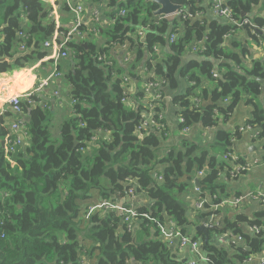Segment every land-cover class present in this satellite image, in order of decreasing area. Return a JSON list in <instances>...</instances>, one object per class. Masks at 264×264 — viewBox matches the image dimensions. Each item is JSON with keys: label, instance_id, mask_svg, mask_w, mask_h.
I'll return each mask as SVG.
<instances>
[{"label": "trees", "instance_id": "trees-1", "mask_svg": "<svg viewBox=\"0 0 264 264\" xmlns=\"http://www.w3.org/2000/svg\"><path fill=\"white\" fill-rule=\"evenodd\" d=\"M90 1L107 3L112 24L104 30V46L96 43L95 33L88 32L85 41H72L65 47L68 56L58 65L65 87L59 88L73 105L60 127V138L52 134L50 104L43 108L23 102L28 137L9 159L2 143L15 116L10 106L0 116V264H82L84 259L94 264H188L190 257L164 241L156 222L140 219L129 230L116 211L98 209L88 215L100 199L126 197L130 179L135 181L136 192L147 197L139 213H148L161 224L173 219L182 234L201 241V250L210 260L203 264H244L250 256L262 255L264 204L251 215L249 210H228L223 201L231 194L220 174L226 171L230 179L236 166L248 163L241 155L237 161L229 155H237L234 140L241 139V132L233 134L222 126L242 103L253 107L246 125L258 130L253 142L262 144L264 159V58L252 59L248 66L246 60L252 57L248 49L238 42L233 44L236 50L225 45L226 37L238 29L259 42L253 27L264 30V0H227L235 19H249L253 24L243 28L207 17V11L202 18L158 22L154 15L158 6L145 0ZM172 1L193 16L204 10L203 0ZM57 6L60 15L72 13L67 0H57ZM121 10L125 16H120ZM52 12L45 0H0V58L8 60L0 63V74L30 69L47 57L44 43L56 32H67L63 24L69 22L62 19L58 27ZM140 29L143 39L137 34ZM20 32L27 38H21ZM173 34L177 40L171 44ZM200 40H205V51L188 57L189 46ZM22 43L23 52L19 50ZM123 44L134 51L128 64L123 56L121 60L112 56ZM104 54L111 65L99 60ZM126 76L137 84L164 79L163 96L167 89H178L181 79L189 83L172 102L184 120L179 130H196L192 138L181 134V149L164 144L169 141L167 127L137 132L150 112V102L141 89L123 103ZM202 78L207 80L204 86ZM208 128H214V134L205 145L197 130ZM95 136L98 140L92 143ZM219 156L227 157L219 161ZM199 171H208L200 179V196L212 202L195 212L199 196L195 194L192 204L186 199L194 195L189 189L193 190ZM213 204L222 206L212 210ZM213 215L222 218L221 227L210 230L206 242L196 227L209 223ZM253 226L261 228L260 233L250 232ZM214 232L240 235L247 247L214 244Z\"/></svg>", "mask_w": 264, "mask_h": 264}, {"label": "built area", "instance_id": "built-area-1", "mask_svg": "<svg viewBox=\"0 0 264 264\" xmlns=\"http://www.w3.org/2000/svg\"><path fill=\"white\" fill-rule=\"evenodd\" d=\"M75 0H67V3L70 7V10L75 14V21L74 25L71 30H68L67 32H56L51 40H48L44 43V47L54 48L57 50V53L54 54L52 59L54 60V72L49 75L48 78H46L44 81L39 83L33 90L30 92H27L25 94L20 95H13L10 97L8 101V105L10 106L11 111L13 112L15 116V120L10 123L9 131L10 134L6 136L5 138V152L7 157L10 159L12 154H15L18 149L24 146L26 143L28 134L26 131V126L23 116V110H22V103L27 102V104L31 106H41L43 108L47 107V103L45 104V100L40 98V94L43 93L46 89L49 88L52 80H59L62 78V73L58 70V65L61 59H64L68 56V53L65 51V47L69 42L72 41H80L83 42L86 40V36L88 32L96 33L97 27L96 25L100 22V18L102 16V13L100 10L96 9L92 11L91 13V21L95 26L89 27L88 24H86L82 18V15L84 13V7L81 4H75ZM227 0H212L211 3V10L213 13L219 17L222 18L232 25L236 26L237 28H243L246 25H252L249 19L244 20H237L233 16V12L231 8L226 5ZM52 16H54L53 13H51ZM126 11L121 10L120 16H125ZM194 17H200L202 18V15L200 12H198L195 16H193L192 13H190L187 10L181 9L179 10L175 15L169 16V17H159L158 22L163 19L167 20H173L178 19L183 20L186 18H194ZM81 27L85 28V31L81 30ZM255 28V27H253ZM263 30V29H262ZM235 31H233L230 35H233ZM253 33H256L255 30H253ZM138 36L143 39L144 38V31L140 29V31L137 33ZM20 37L23 39L27 38V35L24 32H20ZM229 35V36H230ZM228 37V36H227ZM177 40V35L173 34L170 37V43L173 44ZM190 51L193 53H199L203 52L206 49L205 46V40H200L197 42L192 43L189 46ZM20 51H25L26 46L24 43H22L19 46ZM155 53L160 54V49L158 47L154 48ZM122 53L123 60L125 64H128L134 55V51L129 48V46L126 44L117 46L112 51V56H116L119 53ZM100 61H106L108 64L111 65L112 61L107 55H102L99 58ZM218 74H214V77L217 78ZM124 86L125 88V97L123 98V103L129 102V97L134 93V87L133 82L130 81V79L126 76L124 77ZM166 85V81L164 79H154L149 80L143 83L142 91L145 93V96L147 99H149V110L150 112L143 118L140 125L137 127V132L142 133L145 130H148L150 128H157L159 130H163L166 127V124L164 123V115L161 112H157L156 109L159 107V103L164 100V96L162 93V87ZM53 96L56 98H60L61 92L60 90H55L53 92ZM196 103H198V100H195ZM228 102V101H226ZM7 111L2 110L0 112V116L5 114ZM184 120L180 117V124H182ZM241 133L245 132H251L250 139L253 141L254 139H257L259 132L253 128H251L249 125L241 126L238 129ZM191 128L185 127L182 129L181 133L183 135H188L191 133ZM205 136L210 137V133L214 131V128H208L206 130H203ZM98 140V137L95 136L92 139V143H95ZM230 157L233 161L238 160V156L234 153H229ZM227 156H225L226 158ZM261 161L259 159H254L252 161H249L247 164L238 165L235 167V169L231 172L230 179L237 180L240 176L248 172L253 167L260 165ZM224 172L220 175L222 176V179L225 181H229L227 177H224ZM205 175V172L199 171L198 176L196 180H200L201 177ZM156 177L161 180V176ZM196 180L193 181V191L194 193L199 196L197 200L194 201V209L196 211L204 210V207L206 204L211 203L210 198L208 197H202L200 196L201 191L198 186H196ZM131 183V188L128 190L126 197L120 198L117 201H110V200H101L99 204L96 206H93L90 208L88 215L92 214L98 209L102 210H112L116 211L119 216L123 217L124 223L127 225L129 230H133L135 227V224L141 219L151 220L152 222H156L158 224V227L160 229V233L164 241L172 247H177L179 250H183L186 248H189L191 250V253L194 256V259L190 260L188 264H203L210 262L209 258H207L202 250H201V241L198 239H195L192 235H185L182 234L179 227L177 226V223L173 219H169L166 224L158 223L157 220H154L150 217L148 213H139L138 208L140 204L142 203V194H138L136 192L135 187V181L129 180ZM250 201H258L264 204V190L262 187L258 188L255 191H250L245 194L240 195H234L232 198H225L223 201V205H229L232 208L240 209L242 206H244L246 203ZM147 203V199H145V202ZM222 205H212L211 209L216 210L218 208H221ZM206 226L209 225H215L217 227H221V222L219 221L218 216H211L209 223L204 224ZM250 232L252 233H260L261 228H258L256 226L249 227ZM219 245L229 247H239V246H246L244 243V238L240 235L232 236L229 234H224L223 236H220L218 238ZM244 247V249H246ZM258 259L257 264H264V253L261 256L258 255H252L250 256L244 264H252L255 260ZM130 264V263H128ZM134 264V263H133Z\"/></svg>", "mask_w": 264, "mask_h": 264}, {"label": "crops", "instance_id": "crops-1", "mask_svg": "<svg viewBox=\"0 0 264 264\" xmlns=\"http://www.w3.org/2000/svg\"><path fill=\"white\" fill-rule=\"evenodd\" d=\"M45 1L48 2L49 4H51L53 7L52 13L54 14V18L56 20L57 26L58 27L61 26V20L62 19H67L69 22L65 25L63 24V26L66 27L67 31L71 30L73 25H74L75 14L72 12L70 14L60 15L58 8H57L58 7L57 6V0H45ZM74 3L75 4H84L86 6V8L88 7L87 8L88 11H85V9H84V13L82 15V18H83L84 22L86 24H88L89 27L95 26V24H93L91 21V13H92V11H94L96 9L100 10V8L97 7V4H103V6L107 5L106 2L94 3L90 0H75ZM211 3H212V0H203L202 3L200 4V6L204 9V10L200 11L202 17L205 16V13L207 11V14H206L207 17L219 18L211 10ZM107 7H108V5H107ZM223 21H225V20H223ZM111 24H112L111 20L109 23L108 20L105 18L104 14L102 13V16L100 18V22L97 24L100 26L97 27V25H96L97 29H99V30H97V32H99V33H97V35L99 37L97 38V36H95V40L99 46H104L106 44L107 39L105 36H103V33H104V30L108 29L109 28L108 26ZM225 41H226L225 45L230 50H236L235 49L236 46H233V44L237 43V42L244 49L249 50V52L252 54V57H248L246 60V64L248 66L251 65L252 59L262 60L264 58V37H262L260 35H259V42L256 43L250 39L248 32L246 30L238 29L237 31H235V33L233 35L226 37ZM45 49L48 52L47 57L38 61L30 69L14 70V71H9V72H5V73L0 74V112L2 110H6V111L8 110L7 109L9 107L8 101H9L10 97H12L13 95H20V94H25L27 92H30L39 83L44 81L46 78L49 77L50 74H52L54 72V60L52 59V57L54 56V54L57 53V50H55L54 48L53 49L52 48H49V49L45 48ZM189 55L191 57H193L195 55V53H193L191 51V54H188V57H189ZM121 57H122L121 52L116 55L117 60H121ZM141 75H142V77L146 76V74H144V72ZM206 83L207 82L205 81V83H203V86L206 85ZM141 84H142V82H140L139 84L133 82L132 86L135 89H134V93L132 95H135L138 90H141ZM188 86H189V83L186 80L181 79L179 81V88L178 89H176V90H170V89L165 90L164 100L159 105V107L161 109L160 111L164 115L166 127L170 130H173V132L174 131L177 132V134H179V135H181V132L179 130L180 116L177 114V109H178L177 106L174 105L172 102H173L174 96L176 94L184 93L186 91V89L188 88ZM59 87L60 88L65 87V83L63 82L62 78H60L57 81L52 80L49 88L40 94V98L45 100V104L47 103V106H49V104H50L52 112L54 111V113H55V115L54 114H53V116L51 115L53 122L56 120L61 122L60 120L63 118V115L65 112L68 113L67 115H70L71 107L73 105V103L69 100V98L67 96H65L64 98H62L61 96H60V98H56L53 96V92L55 90H60ZM52 90H54V91H52ZM64 90H66V89H64ZM249 97L250 96H246L245 98L247 99ZM37 106H39V105H37ZM252 112H253V107L251 105H246L245 103H242L238 107L235 114L232 115L231 119L227 123L222 124V126L234 134L235 131H237L241 126L246 125L248 120L252 119ZM59 114H60V117H58ZM254 132H258V130L254 131ZM192 133L193 134L196 133V130L195 131L192 130ZM197 133L204 134V131H202V129H199V130H197ZM213 134L214 133L212 132L210 134V137H212ZM241 134H242L241 139H235L234 140V143H235L234 149H235L237 156L241 155L248 162L252 161L254 159H259V157H257L256 154H262L263 153L262 152L263 151L262 150V144L259 142L251 141V139H250L251 132H245V133H241ZM179 138L180 137H176V138L171 137V139H170V136H169V141L166 144V146L171 147L174 144L178 143V141H180ZM4 142H5V139L2 143V146L5 145ZM258 144H260V145L258 147H256L255 150L250 151L251 147L257 146ZM249 154H253L254 156L252 158H250ZM257 166H259V165H257ZM257 166H255V167H257ZM248 172L245 173V174H247L246 176H244L245 174H243L242 176H244V177L240 176L237 180L229 179V181H235L236 183H242V187H243L238 192L232 193V191H231V193H230L231 195L245 194V193L250 192V191H255L260 187H262L264 190V183L259 182V181H262L261 171L257 170L256 172H253V173H248ZM251 182H256V185H250ZM189 197L192 200L191 196H189ZM146 198L147 197L145 196V194H142V197H141V199L143 200L142 202H145ZM225 198H227V197H225ZM100 201H101V199H100ZM260 204H263V203L258 202V201H250V202L246 203L244 206H242L240 209L232 208L227 204L225 206H227L228 208H232L234 211H236V210L237 211L249 210L250 215H251L255 210L260 209V206H261ZM135 226H136V224H135ZM220 236H223V235L220 234ZM216 242H217L216 244L218 245L219 244L218 240ZM180 254L183 256H186V257H190V260L194 259V256L191 253V250L189 248L180 250ZM258 256H261V255H258ZM83 261L84 262H82V264H94V262L90 261L89 259H84ZM129 263L133 264V262H129ZM257 263H258V259L255 260L252 264H257Z\"/></svg>", "mask_w": 264, "mask_h": 264}, {"label": "rangeland", "instance_id": "rangeland-1", "mask_svg": "<svg viewBox=\"0 0 264 264\" xmlns=\"http://www.w3.org/2000/svg\"><path fill=\"white\" fill-rule=\"evenodd\" d=\"M83 7H84V9H85V11H88V7L86 8V6L84 5V4H81ZM97 7L98 8H100V10H101V12L104 14V16H105V18L108 20V22L110 23V13H111V11H110V9L107 7V5H105V6H103V4H97ZM98 26H100V25H97V27ZM108 27H110V25L108 26ZM107 27V28H108ZM96 30H99V29H96ZM140 30H138V32H139ZM137 32V33H138ZM97 33H99V32H96L95 33V35H94V38H95V36H97V38L99 37L98 35H97ZM133 37H136V36H133ZM197 72V71H196ZM202 81H203V83H205V81H207L205 78H202ZM143 88V83L141 84V89ZM202 87H199L198 88V90H200ZM52 91H54V90H52ZM66 96V94H61V97L62 98H64ZM52 116H53V114L55 115V113H54V111L53 112H51L50 113ZM49 114V115H50ZM68 113H64V115H63V118L60 120L61 122H59L58 120H56V121H54L53 122V120H52V125H53V130H52V134H53V136L55 137V138H57V139H59L60 138V127H61V125H62V121H64L67 117H68V115H67ZM58 117H60V114H59V116ZM181 132V131H180ZM182 134V133H181ZM211 134V133H210ZM183 135V134H182ZM169 136H170V139H171V137H174V138H176V137H181V135H179V134H177V132H173V130H170L169 129ZM185 136H189V137H193L194 136V134L193 133H190V134H188V135H185ZM201 139V141H203L204 142V144L205 145H208L207 143L210 141V139H211V137H207V136H205V135H203V134H201V137H200ZM167 142H168V140L164 143L165 145L167 144ZM176 145H177V148L178 149H181L182 147H181V144H179V143H176ZM160 156L161 155H163V151H160L159 153H158ZM249 156H250V158H252L254 155L253 154H249ZM256 156L257 157H259V160L261 161V163H260V165L259 166H257V167H253V169H250V171L248 172V173H253V172H256L257 170H260L261 171V173H262V181H259L260 183H264V159H263V153L262 154H256ZM225 174H224V177H226V171L224 172ZM247 174H245L244 176H246ZM244 176H242V177H244ZM241 177V178H242ZM222 182H225L226 183V186H227V190L231 193V191H232V193L233 192H238V191H240L243 187H242V183H236L235 181H225L224 179L223 180H221ZM243 181V180H242ZM258 183V182H257ZM259 184V183H258ZM250 185H256V182H251L250 183ZM189 191L190 192H192V194H194V195H189V196H191V198H192V201L194 200V198H195V193H194V191L192 190V189H189ZM188 196V198L186 199L188 202L190 201V203L192 204V202H191V199H190V197ZM234 195H230L228 198H232ZM228 210H231V211H234L232 208H229ZM219 221L222 223V218L220 217L219 218ZM220 237V234H218V233H216V232H214L213 233V235H212V238H211V242L212 243H217L216 241L218 240V238ZM94 263H96V261H94Z\"/></svg>", "mask_w": 264, "mask_h": 264}, {"label": "water", "instance_id": "water-1", "mask_svg": "<svg viewBox=\"0 0 264 264\" xmlns=\"http://www.w3.org/2000/svg\"><path fill=\"white\" fill-rule=\"evenodd\" d=\"M123 2H126L127 0H122ZM145 3H151L153 5H157L158 8L154 11V15L155 17H162V16H165V17H169V16H173L175 15L179 10H181L183 8L182 5L180 4H177V3H174L172 0H145ZM3 27L0 29L2 30ZM255 32L264 37V30L258 28V27H255ZM86 45V43L84 44ZM8 61L6 58H0V63H3V62H6ZM264 91V90H263ZM77 143L75 142V145ZM260 144H258L257 146H253L250 148V151H253L255 150L256 147H258ZM219 161H225V158L222 157V156H219L218 157ZM206 174H208V171L205 172ZM201 185V181L198 179L196 180V186L200 187ZM184 207H187L186 205H184ZM218 227L215 226V225H209V226H206L204 224L200 225V226H197L196 227V231L199 233H203L205 235V241H209V231L212 230V229H217Z\"/></svg>", "mask_w": 264, "mask_h": 264}]
</instances>
